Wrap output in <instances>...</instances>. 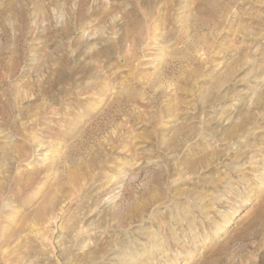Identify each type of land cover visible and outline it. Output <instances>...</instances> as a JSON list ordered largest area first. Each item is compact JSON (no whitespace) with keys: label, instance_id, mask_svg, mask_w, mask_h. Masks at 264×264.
I'll use <instances>...</instances> for the list:
<instances>
[{"label":"rangeland","instance_id":"obj_1","mask_svg":"<svg viewBox=\"0 0 264 264\" xmlns=\"http://www.w3.org/2000/svg\"><path fill=\"white\" fill-rule=\"evenodd\" d=\"M165 254L264 264V0H0V264Z\"/></svg>","mask_w":264,"mask_h":264},{"label":"bare ground","instance_id":"obj_2","mask_svg":"<svg viewBox=\"0 0 264 264\" xmlns=\"http://www.w3.org/2000/svg\"><path fill=\"white\" fill-rule=\"evenodd\" d=\"M232 212H233L232 216L229 217V218H227V219H225L223 221V223L220 225L219 229L216 232V236H217L218 233H221V232H223L225 230V228L228 225V223L230 222L231 218L235 215L236 210H234ZM168 258H169L168 254H165L163 257H161L160 259H158L156 261V264H163L165 261L168 260ZM117 259H118V257H117ZM119 260H120V258H119ZM134 261H135V258L132 259L130 262H128L127 259H122V262H119V264H125V263H129V264H139L138 261H135V262Z\"/></svg>","mask_w":264,"mask_h":264}]
</instances>
